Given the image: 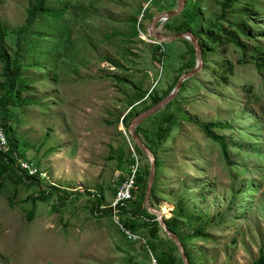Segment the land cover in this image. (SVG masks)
Instances as JSON below:
<instances>
[{"label": "rangeland", "instance_id": "1", "mask_svg": "<svg viewBox=\"0 0 264 264\" xmlns=\"http://www.w3.org/2000/svg\"><path fill=\"white\" fill-rule=\"evenodd\" d=\"M49 1L58 9L70 5L65 17L72 37L63 45L59 40L42 45L35 62L45 71L29 73L32 91L25 95L38 103L16 110L11 121L23 158L36 161L46 177L36 186L17 187L13 177L6 181L0 195V264H153L152 256L168 252L167 246L151 242L144 230L131 229L142 239L129 240L113 210L112 217L105 210L134 175L131 160L139 155L122 121L131 113L137 90L156 88L163 94L196 69H190L196 49L186 40L164 43L160 65L154 58L159 44L149 35L152 21L139 15L147 8L156 16L177 10L179 0H157L170 8L161 13L154 0ZM226 2L201 0L203 27L195 30L190 23L195 34L206 37L204 31L216 28L220 37L207 41L201 71L172 104L177 126L158 151L163 165L157 198L151 197L161 211L164 202L169 204L167 220L181 200L189 216L203 217L211 238H186L195 264H255L264 250V73L255 65L264 63V0H228L223 18ZM30 7L31 0H0V20L12 30L22 28ZM136 21L145 29L130 38ZM161 32L178 35L174 29ZM231 37L239 43L230 42ZM7 45L15 50L10 39ZM136 109L142 111L143 105ZM211 124L222 126L214 134L225 138L234 166L198 126ZM142 129L153 128L146 122ZM138 160L142 173L147 159ZM98 201L102 217L96 214ZM159 237L172 240L164 230ZM175 252L180 259L179 248Z\"/></svg>", "mask_w": 264, "mask_h": 264}, {"label": "trees", "instance_id": "2", "mask_svg": "<svg viewBox=\"0 0 264 264\" xmlns=\"http://www.w3.org/2000/svg\"><path fill=\"white\" fill-rule=\"evenodd\" d=\"M188 5L185 12L178 16L174 17L173 19L169 20L167 24L164 25L166 30H173L177 32V34L193 32L195 31L190 26V23L195 25V30L198 29V26L201 25L203 27V18H202V11L203 8L200 6L201 0H187ZM199 1V2H197ZM227 2L222 4L223 6V18L227 17V10H228V0ZM157 4V6H155ZM171 4V3H170ZM154 7L158 10V13H161L167 9V7L160 5L157 0H154ZM68 8H70L69 4H66L64 8L58 9L50 4L49 0H31V7L28 10V18H26L25 25L22 28L17 30H12L8 26H6L0 20V64L2 65V73L0 74V130L5 133V136L8 140L10 145V152L8 154L0 155V195L3 188L6 185V181L12 177L16 180V186L18 187L20 184L25 185H40L42 172L37 176L31 177L29 175H25V179L21 177L16 171H19L18 166L15 164V159L13 154L18 152V156L20 159L23 158V153L19 150V139L16 136V130H14L12 126V115L15 113L16 110L19 109H28L33 107V102L38 103L35 100H29L25 98L26 94H31V80L29 77V73L31 71H39L43 74L42 71H45V67L42 66L40 62H35L39 59L38 54L40 51L43 52L42 45L46 44H56L59 40V44H64L65 42H69L70 38L72 37V31L69 27V24L66 22V13ZM190 15L191 21H188L185 18L187 15ZM139 15L143 16L144 19H148L152 21L156 14L152 13L149 8L146 10H140ZM185 15V17H183ZM182 20V22H179ZM186 20V21H185ZM44 25V22H46ZM178 25H175L178 23ZM53 24V27H52ZM58 26V27H57ZM231 26V25H230ZM201 27V29H202ZM142 23L135 22L134 23V33L130 36V38H136L139 36V32H143ZM39 29V30H38ZM145 29V28H144ZM49 30V31H48ZM204 31V30H203ZM206 33V37H203L202 32H197L195 36L199 39L202 48H203V55L205 52V48L209 46L207 41L215 43L219 36V30L216 28H210ZM53 36V39L50 41L48 36ZM10 39L13 44L15 45V50L11 52L7 45V40ZM189 42V41H188ZM230 42H235L236 44L239 43V40L233 39L231 37ZM44 43V44H43ZM23 45H26L24 48ZM39 45L41 48H39ZM244 47V45H242ZM194 48V47H193ZM53 48H49V54H52ZM162 50V52H161ZM195 50V48H194ZM154 58L155 60L161 65L164 59V44L155 46L154 51ZM196 54V52H195ZM64 55V54H63ZM63 55H60L62 57ZM55 57V55H54ZM33 59V62L31 61ZM48 59V58H47ZM255 65L258 68V72L261 74L264 73V63L260 60H257ZM57 66L56 64L54 67ZM196 67V60L194 65L190 67V69H194ZM50 74V73H49ZM53 75L52 73L50 74ZM54 79L57 81L59 79V75L53 76ZM181 77V76H180ZM179 78L176 81V84L172 86L168 91L164 92L163 94L159 93L158 90L152 89L149 92L144 93L141 90H137V98L131 104L130 109L131 113L129 116L122 121L123 125H127L129 127V123L140 114L148 111L153 106H156L160 102H162L166 97L170 95V93L177 87ZM186 85V84H185ZM181 95V94H180ZM180 98V96H179ZM41 103V102H40ZM173 104V103H172ZM172 104H170L165 110L161 113L156 115L155 117L151 118L147 121V125L151 126L153 129L151 131L142 129L143 124L138 133L143 135V139L148 144L149 147L155 152L157 157V177L159 171L162 168L163 161L158 156V151L160 147L167 142L168 138L171 136L173 129L177 126L175 114L170 113L172 108ZM143 105V110L138 111L136 108ZM199 128L205 134L207 139L214 141L219 146H222L223 153L225 158L228 160L232 166L235 165V162L231 158V149L229 148L228 143L226 142L225 138H220L214 134V130L222 129V126L219 124H211L206 126H200ZM239 148L242 149V145H239ZM135 152L139 156H146L142 153L140 149L134 147ZM37 166L36 161H32ZM136 164V159L133 158L131 160V165L134 166ZM15 166V168H14ZM147 168L142 173L137 171L135 184L139 186L140 191L135 192L136 200L132 204V209H127L123 212L121 219H125V226L128 229H132L133 231L140 232L141 230L146 231L148 238L151 242L163 243L167 246L168 252H162L157 255H153V257L160 263V264H183L181 258L179 259L176 255L175 250H178V247L173 243L172 240L163 241L160 239L159 234L163 231L161 225L155 221L156 218L152 217L145 206V201L143 198L146 191V184H147V177H148V165ZM147 169V175H146ZM32 183V184H29ZM36 185H34V184ZM39 187V186H38ZM157 179L155 183V187L153 189V199L157 198ZM242 190V189H241ZM43 191V190H42ZM17 192V191H16ZM45 195H52L53 192L51 191H43ZM139 195L137 196V194ZM39 197V196H38ZM16 195L10 199H13V203H15ZM31 196H29V199ZM9 199V200H10ZM164 199V198H161ZM101 203L102 200L100 199ZM100 201L97 203L96 214L99 217H102L108 213L106 217H112L111 209L109 208L105 210V212H99L100 208ZM94 207V206H93ZM130 207V206H129ZM94 209V208H93ZM98 211V212H97ZM94 213V212H93ZM112 213V212H111ZM133 213L134 216L138 217L137 221H134L133 217L130 215ZM121 216V215H120ZM146 218L149 221H144L141 218ZM122 219V220H123ZM142 221L147 228H141L140 222ZM168 226V229L175 233L183 242L184 247L186 249V254L191 262V264H195L191 255L189 254V249L187 247V243L191 239H204L209 240L211 237L209 234L206 233V226H204V220L202 216L198 218H193L188 215V210L186 206L183 204V200L176 202L175 210H174V217L165 220ZM195 224H199V226H194ZM184 229L192 231L191 234L187 236L184 233ZM187 237H191L188 241L186 240ZM255 264H264V250H261L260 259Z\"/></svg>", "mask_w": 264, "mask_h": 264}, {"label": "water", "instance_id": "3", "mask_svg": "<svg viewBox=\"0 0 264 264\" xmlns=\"http://www.w3.org/2000/svg\"><path fill=\"white\" fill-rule=\"evenodd\" d=\"M188 5L187 0H179V7L177 10L168 11L165 13H161L152 20L149 29L150 37L154 38L156 43L162 45L164 43H173L179 40L190 41L196 49V69L195 71L184 75L177 87L170 93L168 97H166L162 102L153 106L148 111L140 114L135 117L131 124L128 127V134L131 137L132 143L142 151V153L146 156L147 165H148V177L146 184L145 195L149 197L153 196V189L155 187L156 179H157V157L155 152L148 146L145 140L141 137L140 133H138L139 128L146 123L151 118L155 117L163 110H165L170 104L175 102L177 98H179L185 84L189 82L191 79L195 78L197 74L202 69L203 64V49L199 39L195 36L193 32L181 33L175 36L165 35L162 31L164 25L168 23L169 20L174 17H178L182 15ZM164 241V240H163ZM178 245L180 247V257L183 264H191L187 254L186 249L181 241H178Z\"/></svg>", "mask_w": 264, "mask_h": 264}, {"label": "built area", "instance_id": "4", "mask_svg": "<svg viewBox=\"0 0 264 264\" xmlns=\"http://www.w3.org/2000/svg\"><path fill=\"white\" fill-rule=\"evenodd\" d=\"M123 126V124H122ZM10 145L8 143V140L5 136V133L0 130V155H6L10 152ZM15 160V164L18 166L19 171L16 170L15 166V171L25 179V175H29L31 177L37 176L40 174V169L38 166L31 162L28 161L24 158L20 159L18 156V152H15L13 154ZM136 159V164L134 165V170H133V176L132 179L127 181V183L123 184L121 190L118 193V197L116 199V202L110 207L111 210H113V215L114 218L117 220V223L120 224L123 234L129 239L134 242H137L141 240L142 238L135 234L132 230L128 229L125 224H123L122 219L119 218L120 215L122 216L123 212H125L127 209H129V204L131 202L135 201V190H136V184H135V176L137 171L139 170V160L138 158ZM44 177H46V174L42 173ZM126 213V212H125ZM112 215V216H113ZM146 243V240H144ZM153 264H160L153 256Z\"/></svg>", "mask_w": 264, "mask_h": 264}, {"label": "bare ground", "instance_id": "5", "mask_svg": "<svg viewBox=\"0 0 264 264\" xmlns=\"http://www.w3.org/2000/svg\"><path fill=\"white\" fill-rule=\"evenodd\" d=\"M138 158H139V156H138ZM145 202H146L145 204H146L148 212L150 214L154 215L157 218V222L161 225L162 229L165 231V233L167 235H169L171 237V239L174 241V243L176 244V246L180 250V247L178 245V241H181V239L175 233L171 232L168 229V226H167L166 221H165L166 220L165 216L170 215V209H169L170 206H169V204L167 202H164L163 210L161 211L159 209H156L151 204V202H152L151 197L146 195V201Z\"/></svg>", "mask_w": 264, "mask_h": 264}]
</instances>
